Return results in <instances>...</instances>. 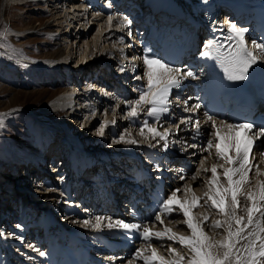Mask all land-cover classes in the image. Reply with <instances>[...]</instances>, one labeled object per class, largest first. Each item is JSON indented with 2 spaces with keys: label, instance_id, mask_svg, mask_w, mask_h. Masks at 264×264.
I'll list each match as a JSON object with an SVG mask.
<instances>
[{
  "label": "bare ground",
  "instance_id": "bare-ground-1",
  "mask_svg": "<svg viewBox=\"0 0 264 264\" xmlns=\"http://www.w3.org/2000/svg\"><path fill=\"white\" fill-rule=\"evenodd\" d=\"M11 1L15 3L22 0ZM37 1L38 2H35L31 9H49L52 11V16H55L53 20H58L61 18V22H66L64 27L60 28L61 25L58 24V21L51 24V22L48 20L42 27L45 29V31H51L52 29H50V27L52 25L58 24L55 30L59 31L62 29L61 31H63V34L69 33V36L74 34L71 40H77V44L81 41L78 49L76 48L77 45H75L80 57H78L79 59L74 65L75 67H81L83 63H86L87 61V63L84 64L86 69H81L83 70L82 74H85V76L83 78L78 77L81 83L88 74V65L90 62L95 63L96 65V70L94 73L97 76L94 77L95 79L97 77V81L95 83H87V85L84 87H80L78 86L79 83L74 82L71 89H69V92L56 94L45 104L43 111L36 110V116H38V118L43 120L42 122H45L46 124L49 123L50 120L47 122L46 120L51 119L50 116L53 117V115L60 114L63 112V110L66 111L65 113L63 112V114L61 113L58 115L59 118L56 120L50 121L49 125L54 128H58V131L64 132L62 136H65L64 139L68 145H71V151L72 154H74L73 159H68L69 161L70 159L73 160L74 168H71V170L65 169L66 171L63 170L64 165L67 164H65V157H62L60 161L55 160L59 156V151L58 149L55 150V148H51L48 151L46 150L43 153L40 161H37L36 158H38V155L40 156L41 149H37V154H34L36 155L34 156L33 154L28 153V151L24 152L25 148L19 146L15 157V164H17L20 158L24 156L26 160V168L29 167L31 171H33L31 174L36 183L34 184L33 182H29L26 185V189L29 192L36 191L33 189V186L36 184H40V187H43L44 192H46V188L49 189V192L52 191V189H50V186L54 185L51 183V181H53L51 177L53 174L52 172L55 169V173H59L61 171V175H63V181L61 183H64L62 188L67 193V195L72 198L73 205L66 203V201L62 202L63 207H58L57 210L60 211L58 213H61L63 216L76 219L74 217L76 215L81 216L83 211L84 213L82 218L86 217V220H89L91 223L88 227L83 229H81L82 227H77L79 225H72L71 222L66 224L65 220V222H63L60 219L61 217H58L60 215L56 213L57 210H54L53 213L50 212L47 210L49 205H45L43 202L41 205H34L35 203H33V207L37 208L36 211H38V208L44 211L43 215L39 214V219L35 221L32 219H27L28 222H33V225L38 227H34L32 229L30 225L27 226V223H25L26 217H24L22 211L23 208L27 206L26 202H30L29 200L32 198L26 194L25 190H17V187L25 182L26 176L22 175L15 177V175H12V173L10 174L7 172L8 174H5L6 179L3 181L5 184L1 187V191H3H0V202L3 201L2 204L0 203V264H127L128 259L132 257L135 249L144 247L146 246V243L149 242H145L142 238H140L137 232L125 233L120 229H109L107 227L109 222L107 218H111L113 222L116 220H122L126 223H136L142 226L147 224L149 226H153L154 231L162 230L163 226L154 220V212L157 210L158 198L166 197L171 190L177 187H183V185L186 183H190L194 186L193 188L196 191V195L203 194V192L206 190L203 186V177L197 179L196 181L191 180V176L195 173L189 171V168L185 169V167L184 171H187L185 173H179L180 171H178V164H180L179 159L182 157L181 159H185V161L189 164H198L196 168L197 170L200 159L204 156H207L206 152L200 151L201 147L206 146V142L199 144V139L196 140L197 142H195V140L190 139V136L186 135V131L183 130L192 126V122L189 124H181L180 121L189 117H191L192 120V118L197 117L195 114H199V118L201 119L197 120H199L204 125L206 118L203 117V111L199 109L195 110V114L192 116L188 115L190 113L187 114L188 116H183V112H186L184 111L186 106L184 102L187 101V107L194 105L190 98L191 92H186L185 95H178V91H181V87L174 89L176 95L172 97V93L170 97V99L173 98L171 100L172 104L170 106V111L161 118V121L166 119L165 122L162 123L163 128H160V125L158 124L156 126L159 127V131H163L164 128L171 129L173 135L170 136L169 147H171L172 143V147L170 149L179 152L180 155H184H170V152H168L167 149L166 151L168 158L165 161H163V157L160 156L161 154L152 150H164L162 148L163 141L155 143L156 141L152 140L150 136L148 140H145L144 137L139 136L140 139L133 138L137 140V146L136 144L113 143L111 148L100 147L98 149V145L101 143L102 139L97 138L96 140H99V144L94 149L89 146L90 144L88 145L89 142L82 143L80 138H75L74 134L71 133L70 124H67V122L69 120L72 123L75 121L77 122L78 118H80L81 121L79 122V125L83 121L84 123L79 126V129H84L85 133L91 130L90 126L92 123L87 125L88 121L93 122L98 119V116H103V122H108V127L105 126L104 130H108L111 125L116 126L118 124L120 127H123L122 135H125L126 138L127 133H131L132 131H135L134 133L139 135V128L141 126L140 122H142L144 119H149V123H151L154 120L148 118L146 116V112L140 113L142 117L139 118L140 121L138 118H135V122L125 118L129 110L128 102L139 98V92L137 91L136 94V92L132 89L146 86V78L140 80L136 79L137 76H143L144 71L142 72V70H144V66L142 60L141 64L138 62V71L134 72L136 65L134 60L136 56L134 53H132L131 45L136 42L135 39L138 37V34L135 31H141L147 34L151 33V28L153 26L152 22L158 18L154 16V14H149V19H147L148 21L144 20L148 14H146L145 10L147 9V5L149 3V7L155 11H158L164 7L173 6V9L175 10L173 13V18L175 19L168 23L165 29L169 31L168 34L175 35L176 33H179L181 35L179 37L180 40L185 37H191V32L194 30V23L192 22L195 21V15H187L186 10H189V7H191V11L195 8L193 7L191 0H184L180 3H178L177 0ZM41 1H45V3L40 4ZM203 1L206 4H209L215 16H218L216 13L217 11L221 12L222 9H228L225 11L227 19L226 24L228 25L227 28H225L226 30L230 24L238 22V20L235 21L233 18H231L236 4L240 3L252 5L262 3L263 0ZM161 2L163 4H161ZM62 6L64 7V14H62V12L60 13L58 10V8ZM132 10L135 11L133 12ZM130 11L134 14L133 17L131 15L128 16ZM109 16L113 18L111 25H109L108 22ZM63 17H65L64 20L62 19ZM90 17L92 20L95 19L97 21V31L92 35V37L87 35L83 40L82 37H80V40L79 36H81L80 33H82V24L85 25L83 27L84 33L86 27H90ZM183 17H188L190 19V23L188 24V21L184 20ZM125 18L131 21V24H129L127 27L123 26ZM199 18L202 19L201 17ZM182 20L184 21L182 23L184 26L181 24ZM168 25L169 27H172L167 28ZM236 25L238 26V24ZM103 37L105 38L106 42L107 40L111 39V42H114V45L118 47L114 48L113 50H109L106 53L108 56L107 59H104V50L100 49L98 46L99 39ZM246 37L249 39V36L246 35ZM67 38L69 39V37ZM121 39L123 42H121ZM251 41L249 42L250 44ZM206 42V40L203 41V43ZM56 44V49L50 52V55L43 61H40L37 58L22 55L20 53L15 54L19 56V61L23 64L44 68V70L47 69L48 71L58 69L55 71L59 72L60 69L64 68L62 67V64H66L65 62H68L69 58H72V50H70V54H68L61 46V42H56ZM70 47L71 49H74V46L71 45ZM121 49H123V52H121ZM118 54H120L122 57L118 60L119 63L114 62L115 59H113L114 57H118ZM150 55L158 57L159 54L157 52V54L152 53ZM112 56L114 57L112 58ZM124 60L129 61L127 66L131 67L130 69H125L126 64L120 63V61ZM104 61L106 63L109 62V66L103 67L105 63ZM59 65L61 66L59 67ZM98 74L101 76V78L102 75L104 76L103 84L98 81L100 79ZM111 74L113 76H111ZM77 75L79 76V73ZM61 76V73L56 74V77L58 78ZM73 81L79 82L76 77ZM129 83L132 85L127 86ZM128 89L131 90V92H129ZM96 90L98 92L95 94L94 91L96 92ZM132 94H136L137 97L132 98ZM123 109L126 112H124ZM182 109L183 111H181ZM98 112H101V115L98 114ZM111 112L114 113V116L111 115ZM118 112L124 114V119H118ZM193 121L195 123L196 120ZM219 121L221 120H217V122ZM127 123H130L129 126L138 123L139 125H137V127L134 126L135 128L131 127L132 129H129L126 127ZM177 124L180 125L178 130L176 128ZM205 128L208 130L206 131ZM202 129H205L203 131L207 135L209 126L205 124L204 128L202 127ZM87 137L91 138L92 135H87ZM173 141L179 142L173 143ZM72 142L76 145L74 146ZM102 142L104 143V141ZM150 143L156 146L150 147ZM79 144L82 145L77 147ZM191 144H196L197 147H188V145ZM85 145L88 147L86 146V148ZM262 147H264V139H261L257 142V148ZM109 152L116 153L114 154V160L116 162L118 160V164L120 165L118 167L119 169L114 165L110 166V164H112L110 163L112 160L110 161V159H108L110 158V155L108 154ZM98 153L100 154L97 157ZM100 156H102L103 159L100 160L102 163H100L98 160ZM256 157L257 161H259V152L256 153ZM159 158L162 162H158ZM103 162H105L104 165ZM212 162H214V157L209 159L208 166H210ZM46 163H50V166H47ZM162 163L163 165H161ZM68 165H70L69 162ZM261 167L264 168V164H261ZM13 169L15 171L14 167ZM13 169L11 168V171H13ZM51 169L52 171H50ZM100 170H102V172ZM130 170L131 173L129 172ZM168 174L170 177L166 176ZM207 175H210V173ZM181 176H184L183 180L180 179ZM162 179H165L166 182H162ZM255 179L256 178L253 176V182ZM57 181L58 182L56 183L59 184V180ZM152 185L155 187L150 188ZM152 189L154 191H152ZM54 195L55 194H51L48 199L49 202L57 200ZM73 199L78 201L80 204L74 205L75 201ZM34 201L36 202V200ZM85 205H88L89 207L83 208ZM67 208H69L70 211H65ZM195 211L202 212L203 209H197ZM97 216L105 218L101 222L99 228L93 227V225L96 223L95 217ZM213 218L218 217L213 216ZM181 219V216L174 214L173 216L165 219V226L171 227L173 231L182 235H189V231L186 229V227L183 224L177 223V221ZM35 228L36 231H38L36 243L30 244V241H27L26 245L30 249L26 247H19L16 250V247L22 243L21 241H24V237L22 238L23 234L26 233L27 230H30L29 232L33 233ZM209 234L214 235L213 232H209ZM32 235L34 236V234ZM150 243L153 245V247L158 249L160 254L168 257L167 247L169 244H171V242L153 239L150 241ZM36 246L41 247L40 251L45 253L44 256L39 255L40 252L38 249L36 252V249H34ZM172 246L177 247L182 253H186V249L180 248L175 244ZM117 255L121 257V259L118 258ZM136 264H142V262L137 261Z\"/></svg>",
  "mask_w": 264,
  "mask_h": 264
},
{
  "label": "snow or ice",
  "instance_id": "snow-or-ice-1",
  "mask_svg": "<svg viewBox=\"0 0 264 264\" xmlns=\"http://www.w3.org/2000/svg\"><path fill=\"white\" fill-rule=\"evenodd\" d=\"M112 19L109 16V25ZM129 24L131 21L125 18L123 26ZM247 32V28L230 24L225 37L227 46L209 42L206 47L210 50L203 51L201 56L212 57L228 80H244L252 65L264 62V41L252 40L250 49ZM141 59L144 72L143 76H137L136 79L146 78V86L138 89V99L128 102L129 110L125 118L135 122L141 112H146V116L156 123L144 119L140 122L139 135L145 140L150 136L157 143L163 141L162 148L167 150L173 132L170 128L159 131L156 125L170 111L173 89L179 88L183 80L196 79L197 74L190 69L175 67L147 51ZM184 103V111L187 112L201 108L199 103L191 107H187V101ZM205 116V124L209 126L207 137L210 138H206V146L201 147L200 151L206 152L207 156L200 159L198 169L191 176L193 181L203 177L206 189L203 194L196 195L192 184L186 183L183 187L171 190L166 197L158 198L154 220L163 226L162 230L154 231L153 226L147 224L142 226L122 220L113 222L107 218L109 229L137 232L140 238L149 242L135 249L127 264H136L137 261L142 264H264V168L261 167L264 164V147L257 148V142L264 139V124L257 127L252 122H217L213 115L205 113ZM191 122V117L180 121L181 124ZM107 123L101 124L98 135H104ZM179 127L177 124V130ZM194 132L192 139H198L203 134L199 120L194 123ZM114 143L137 144V140L131 138L129 132L127 138L121 135ZM149 146L156 145L150 143ZM188 147L195 148L197 145ZM213 157L214 162L208 166L209 159ZM253 176L256 178L254 182ZM180 179L183 180L184 176ZM197 209L203 211L197 212ZM174 214L182 217L177 223L183 224L189 235H182L165 226V219ZM104 219L95 217L93 227L99 228ZM90 223L89 220L84 221L85 226ZM153 239L171 242L167 247L168 257L153 247L150 243ZM173 244L186 249V253L179 251ZM39 255L44 256L45 253L40 252Z\"/></svg>",
  "mask_w": 264,
  "mask_h": 264
},
{
  "label": "rangeland",
  "instance_id": "rangeland-1",
  "mask_svg": "<svg viewBox=\"0 0 264 264\" xmlns=\"http://www.w3.org/2000/svg\"><path fill=\"white\" fill-rule=\"evenodd\" d=\"M177 1L180 3V2H183L184 0H177ZM35 2H38V1L37 0H35V1L34 0H22L20 2L14 3L11 0H0V191L2 189L1 188L2 185L5 184L3 182L6 179L5 174H8V173L11 174L12 173V175H15V177L22 176V175L26 176L25 182L20 184V186L17 187V190L18 189L19 190L20 189L25 190L26 194L32 198L31 200H29L30 202H28V203L26 202L27 206H25L23 208V211H22V214L24 215V217H26L25 223H27V226L30 225L32 229L34 227H38V226H34L33 222H28V220L29 219H32L34 221L38 220L40 215H43V212H44V211H42V209H39V208H38V211H36L37 208L33 207V203H35L34 205H38V204L41 205L44 202L45 205H49V208L47 210H49L50 212L53 213V211L54 210L56 211L58 209V207H61V208L63 207L62 202L66 201V203H69L71 205H73V202H72V198L69 197L67 195V193L62 188L64 183H61L63 181V179H62L63 175H61V171L59 173H55L56 169L52 172L53 174L51 176L52 180H53V181H51V183L54 184L53 186H50V189H52V191L49 192V189L46 188L45 189L46 192H44L43 187L42 186L40 187V184H38V185L36 184L35 186H33V189H35L36 191H30V192L27 191L26 185L29 182L30 183L33 182L34 184L36 182L34 181L35 179L32 178L31 173L33 171H31V169L29 167L26 168V165H25L26 160H25L24 156H22L20 158V160L18 161V163L15 164V162H16L15 157H16V153L18 152V148H19V146H21V147L25 148L24 152L28 151V153L33 154V155L37 154L36 153L37 149L38 150L41 149L40 150V156L38 155V158H36L37 161H40L41 157L43 156V153L46 150L48 151L51 148H53V149L55 148V150L58 149L59 156L55 160L60 161V159L62 157H65L66 162L65 161L64 162H65V164L67 163L66 165H64L63 170H65V169L71 170V168H74L73 160H71V159H73L74 154H72L71 145H68L66 143V140L64 139L65 136H62L64 132L58 131V128H54V127L49 125L50 121L56 120L57 118H59L58 115H60L61 113L63 114V112L65 113L66 111L63 110V112H61L60 114H55V115H53V117L50 116L52 120L47 119L46 122L48 120H50V121H49V123L46 124L45 122L44 123L42 122L43 120H40L38 118V116H36V110H42L43 111L45 104L56 94L69 92V89H71L74 82L79 83L78 86L84 87L87 85V83H90V82L95 83L97 81V77H96V79L94 77V76H97L94 73L96 70L95 69L96 65H95V63L90 62V64L88 63L89 64L88 65L89 66L88 67V74L86 75V78H84L82 80V83H81L79 78H83L85 76V74H82L83 70H81V69H83V68L86 69V66H84V64H86L87 61H86V63H83V65L81 67H77V66L75 67L74 66L79 59L78 57H80L77 49H78L81 41L78 42V44H77L76 43L77 40H71L74 34L69 36V33L63 34V31H61L62 29H60L59 31L55 30V28H57L58 24L61 25L60 28H63L64 25L66 24V22H61L60 21L61 18H59L58 20H53L55 16H52V14H51L52 11L49 9H46V8H44V9L40 8V9H36V10L31 9V7L34 5ZM44 3H45V1L40 2V4H44ZM59 8H58V10L60 11V13L62 12V14H64L65 13L64 7L62 6ZM190 8L191 7H189V10H186L187 15H190L189 13L192 14V11ZM132 11L134 12L135 10H132ZM145 12L148 13L149 9L145 10ZM224 12H225V10H223L222 13H224ZM129 15H131L133 17L134 14L130 11L128 16ZM186 18L189 20L188 17H186ZM62 19L64 20L65 17H63ZM48 20H49V22H51V24L58 21L57 25H52L50 27V29H52L51 31H45V29L42 28L44 26V23L47 22ZM72 20H74V19H72ZM93 20L90 17V22H89L90 27H86V30L84 31V33H83V27L85 25L82 24V27H81L82 33H80L81 36H79V39H80V37H82V40H83L87 35H90V37H92V35L94 33H96L97 28H98V24H96L97 21L95 19H93ZM183 22L184 21H181V23H183ZM158 28L164 29L165 26L160 25V26H158ZM160 32H162V30H160ZM66 35H68V36H66ZM64 37H65V39H64ZM67 37H69V39ZM104 40H105L104 37L99 39L98 46L100 49L104 50V59H107L108 56L106 53L109 50H113L114 48H118V47H116L114 45V42H111V39L107 40V42H106V40L105 41ZM56 42H61L62 45L61 44L60 45L64 48V50H66V52L68 54H70V50H72L71 51L72 52L71 53L72 58H69V61L65 62L66 64H62V67H64V68L60 69L59 72L55 71L58 69L48 71L47 69L44 70V68H39V67H34V66H29V65L23 64L19 61L20 60L19 56H17L15 54V53H20L22 55L37 58L40 61H43L45 58H47L50 55V52H52L54 49H56V45H57ZM71 45L74 46V49L73 48L71 49V47H70ZM75 45H77V47H76L77 49L75 48ZM117 56L118 57L112 56V58L114 57L113 58V59H115L114 62L119 63L118 60L122 57L120 56V54H118ZM92 62H94V61H92ZM120 63L126 64L125 69L131 68V67L127 66L129 64V61L124 60V61H120ZM60 66L61 65H59V67ZM104 66H109V62H107V63L105 62L103 67ZM143 71L144 70H142V72ZM58 73H61V75H62L60 78L56 77V74H58ZM78 73H79V76L77 75ZM99 74H98V77H100V79L98 81H100V83L103 84L104 83L103 82L104 76L101 74L102 75V78H101V76ZM111 76H113V75L111 74ZM75 77L79 82L73 81V80H75ZM72 78H73V80H72ZM111 78H113V77H111ZM87 80H88V82H87ZM113 83H115V82H113ZM131 85L132 84H130V83L127 84V86H131ZM139 88H135V89L133 88L132 90H134L137 94V91ZM99 90H100V88H99ZM128 91L131 92V90H129V89H128ZM97 92H98L97 90H96V92L94 91L95 94ZM136 94H132V98L137 97ZM115 101H116V99H115ZM114 104H115V102H114ZM120 104H121V102H120ZM99 111H101V110H99ZM124 112H126V111L124 110ZM98 114L101 115V112H98ZM111 115L114 116V113L111 112ZM111 115H110V117H111ZM123 115H124L123 113L118 112V115H117L118 119L123 118ZM119 116H121V117H119ZM102 117L103 116H98V119H96L93 122L88 121L87 125L92 123L90 126L91 130H89L85 133H84V129L83 130L79 129V126L84 123V121H83L79 125V122L81 121L80 118H78L77 122L75 121L73 123L69 120L67 122V124H70L71 133L74 134L75 138H80L82 140L81 141L82 143L89 142L88 145L90 144L89 146L95 149L97 147V145L99 144V140H96V139L100 138V139H102V141H104V143L101 141L102 144L100 143L98 145V149L100 147L111 148L113 146L112 144L114 143V141L118 140L119 137L122 135L123 127H120L118 124L116 126H112L110 124L111 126L108 128V130H104L103 136L98 135L97 134L98 129L100 128L101 124L105 123V122H103L104 119H102ZM140 117H141V115H139L137 117L139 121H140V119H139ZM113 118H115V117H113ZM165 120H162L158 125H162V123L165 122ZM151 123L155 124L156 122L152 121ZM122 124H124V123H122ZM129 124L130 123L126 124V127H128L129 129H132L131 127H134V126L137 127V125H139V123L138 124H132V126H129ZM106 127H108V125H106ZM159 127L163 128L161 126H159ZM133 130H135V129H133ZM136 130H138V129H136ZM134 132L135 131L131 132V137L136 138V139H140L139 138L140 135H138L137 133H134ZM106 133H110V134H106ZM87 135H92V137L91 138L87 137ZM169 139H170V137H169ZM155 141H156L155 143H157V140H155ZM81 142H79V143H81ZM72 144H74V146L76 145L73 142H72ZM80 145H82V144L77 145V147ZM86 146L87 145H85V147ZM136 146H137V144H136ZM33 148H35V149H33ZM99 154L100 153L97 154V157ZM108 154L110 155V158H108V159H110V161L112 160V162H110V163H112V164H110V166L114 165L116 168H118L120 166L118 164V160H117V162L114 160V154H116V153L109 152ZM34 156H36V155H34ZM69 158H71L70 161L68 160ZM98 160L100 163H102L100 161V160H103L102 156H100L98 158ZM61 162H62V160H61ZM68 162L70 163V165H68ZM104 163L105 162H103V165H104ZM191 164H192V166L188 170L191 171L192 173H195L198 164H195V163H191ZM46 165L50 166V163H46ZM13 167L15 168V171H14ZM115 167H113V168H115ZM11 168L13 169V171H11ZM50 171H52V169ZM100 171L102 172V170H100ZM186 171L187 170H185L183 172L185 173ZM44 172H46V171H44ZM129 172L131 173V170ZM179 173H181V172H179ZM58 177H59V179H58ZM31 179H32V181H31ZM57 180H59V184L56 183V182H58ZM37 186H38V188H37ZM152 188H153V186H152ZM52 192H55V193H52ZM63 193L66 195H64ZM51 194H55L54 196L56 197L57 200L49 202L48 199L51 196ZM34 200H36L37 203ZM74 201H75L74 205L80 204L78 201H76V200H74ZM0 203L2 204L3 201H1ZM88 207H89L88 205H85L83 208H88ZM70 209H71V207H70ZM70 209L67 208V209H65V211L66 210L70 211ZM83 210H85V209H83ZM58 212H60V211L57 210V212H56L58 215H60L58 217H61L60 219L63 222L66 221L65 222L66 224H69L68 222H71L72 225H79L77 227H82L81 229L89 226V225L85 226L83 224L84 221L86 220V217L82 218L83 213H84L83 211H82L81 216L76 215L74 217L78 220L67 217V216H63V215H61V213H58ZM56 218H57V216H56ZM79 222H81V223H79ZM29 231L30 230H27L26 233L23 234L22 238L24 237L23 238L24 241H21L22 243L19 244L18 247H16V250L19 247L29 248L26 245L27 241H30V244L36 243L38 231H36V228L33 230L34 231L33 233H31ZM32 234H34V236ZM34 249H36V252H37V249L39 250V252H41L40 251L41 247L36 246ZM34 249H33V251H34ZM118 258L121 259V257H119V256H118Z\"/></svg>",
  "mask_w": 264,
  "mask_h": 264
}]
</instances>
